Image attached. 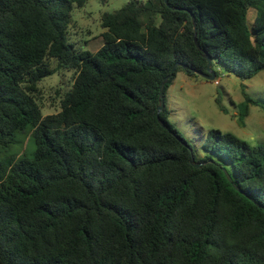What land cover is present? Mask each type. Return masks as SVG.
<instances>
[{
	"label": "trees",
	"instance_id": "obj_1",
	"mask_svg": "<svg viewBox=\"0 0 264 264\" xmlns=\"http://www.w3.org/2000/svg\"><path fill=\"white\" fill-rule=\"evenodd\" d=\"M87 2L0 0V264H264V142L211 129L199 157L157 109L177 62L165 95L205 53L264 70V0H129L103 13L96 52L68 40ZM62 71L73 83L44 115L40 83Z\"/></svg>",
	"mask_w": 264,
	"mask_h": 264
},
{
	"label": "rangeland",
	"instance_id": "obj_2",
	"mask_svg": "<svg viewBox=\"0 0 264 264\" xmlns=\"http://www.w3.org/2000/svg\"><path fill=\"white\" fill-rule=\"evenodd\" d=\"M128 1L88 0L85 6L76 7L68 32L69 42L77 50L96 52L104 43L103 33L106 29L101 25L103 13L114 11ZM259 11L258 7L250 9V27H253ZM214 70L219 73V84L215 80L180 70L165 95L169 121L189 141L199 157L206 154L203 142L211 129L234 133L252 145L264 142V108L248 105L244 92L246 90L253 98L264 103V70L249 79L229 73L219 61H214ZM73 79V71H62L46 77L40 83L44 115L60 109L62 93L56 89L63 91L70 88ZM218 99L229 110L228 113L221 110ZM248 109L249 115H245ZM28 141L23 149L30 153L33 146Z\"/></svg>",
	"mask_w": 264,
	"mask_h": 264
},
{
	"label": "water",
	"instance_id": "obj_3",
	"mask_svg": "<svg viewBox=\"0 0 264 264\" xmlns=\"http://www.w3.org/2000/svg\"><path fill=\"white\" fill-rule=\"evenodd\" d=\"M167 5L172 7L173 9H179L178 7H173L170 5L169 3V0H165ZM193 24H194V30H195V44L197 46V48L199 50H201V46H200V43L198 41V38H197V31H198V27H197V24H196V20L193 16ZM204 57L207 59L208 61V65H207V71L206 72H202V71H198V70H194V75H201L209 80H214L216 78V71L213 69V61H212V58L210 57L209 54L205 53L204 54ZM178 67H185L187 68V64L183 63V62H177L175 63V65L172 67V70H171V73L169 75H167L163 82L161 83V86H160V94H159V104L157 106V109H158V121L159 123L165 127V128H168L167 125L165 124V122L163 121V119L160 117V113L164 110L165 106H166V102H165V91H164V88H165V84L167 83V81L172 77L173 73L176 71V69ZM177 138L180 140V141H183L181 137L177 136ZM184 142V141H183ZM184 144L188 145L186 142H184ZM191 162L194 166L196 167H201L202 165L206 164V162H198L194 159V156L192 155V159H191ZM224 171H225V174L228 178V180L230 182L233 183V185L242 193H244L245 195H247L251 200H253L254 202H256L260 207H262V204L259 203L251 194H249L248 192H246L244 189H242L235 181H234V178L232 175H230V173L227 171L226 168H223Z\"/></svg>",
	"mask_w": 264,
	"mask_h": 264
},
{
	"label": "clouds",
	"instance_id": "obj_4",
	"mask_svg": "<svg viewBox=\"0 0 264 264\" xmlns=\"http://www.w3.org/2000/svg\"><path fill=\"white\" fill-rule=\"evenodd\" d=\"M213 69H214V68H213ZM193 75H194V74H193ZM217 77H218V76H217V73H216V78H215L214 80H215V83H216V84H219L220 81H219V79H218ZM217 82H218V83H217Z\"/></svg>",
	"mask_w": 264,
	"mask_h": 264
},
{
	"label": "built area",
	"instance_id": "obj_5",
	"mask_svg": "<svg viewBox=\"0 0 264 264\" xmlns=\"http://www.w3.org/2000/svg\"><path fill=\"white\" fill-rule=\"evenodd\" d=\"M218 83V82H217Z\"/></svg>",
	"mask_w": 264,
	"mask_h": 264
}]
</instances>
